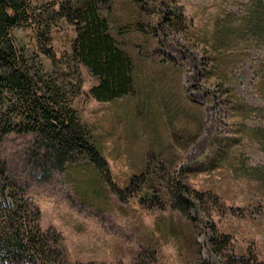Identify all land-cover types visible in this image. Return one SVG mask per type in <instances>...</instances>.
Here are the masks:
<instances>
[{"label": "rangeland", "instance_id": "374dc122", "mask_svg": "<svg viewBox=\"0 0 264 264\" xmlns=\"http://www.w3.org/2000/svg\"><path fill=\"white\" fill-rule=\"evenodd\" d=\"M113 19L133 91L99 102L79 65L86 142L0 146L61 264H264V0H113ZM75 37L53 26L57 57Z\"/></svg>", "mask_w": 264, "mask_h": 264}, {"label": "trees", "instance_id": "16d2710c", "mask_svg": "<svg viewBox=\"0 0 264 264\" xmlns=\"http://www.w3.org/2000/svg\"><path fill=\"white\" fill-rule=\"evenodd\" d=\"M62 20L76 30L67 60L52 45L53 26ZM114 26L113 0H0V146L7 134L31 132L64 158L86 142L83 131L71 126L78 123L71 102L79 89L73 83L77 66L97 78L91 92L99 102L134 87L133 61ZM39 218L40 209L8 175L0 153V264H61Z\"/></svg>", "mask_w": 264, "mask_h": 264}]
</instances>
